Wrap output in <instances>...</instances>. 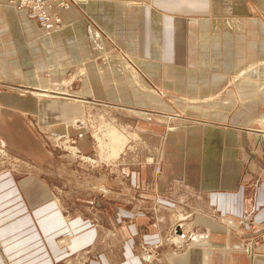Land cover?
<instances>
[{"label": "crops", "instance_id": "0c3cea01", "mask_svg": "<svg viewBox=\"0 0 264 264\" xmlns=\"http://www.w3.org/2000/svg\"><path fill=\"white\" fill-rule=\"evenodd\" d=\"M76 1L79 6L70 9L53 6L51 12H58L69 26L43 36L27 13L19 14L7 6L8 0H0V83L56 93L67 91L68 84L78 80L79 92L74 94L82 99L120 103L130 116L139 111L152 117V122H142L139 127L144 135L156 139L152 146L155 156L151 161L142 160L138 170L125 168L131 176L127 192L134 191V195L126 201L128 206L113 204L112 217L107 220L113 226L124 224L130 235L123 247V260L116 264H145L135 252L137 236L141 242H162L163 224L168 222L165 213L180 210L194 213V226L206 229L209 235L204 240L198 237L195 243L202 245H195L186 255L165 256L166 264H264V122L260 121L264 97L255 92L257 76H252L250 83L240 81L250 76L238 78L249 68L264 76V0H155L188 18H177L178 43L172 49L166 42L171 39L170 24H164L163 16L151 8L133 3L137 0ZM216 4L219 8L210 10ZM139 10L143 18L151 16L145 21L153 29L133 43L142 45L149 40L146 52L145 48L141 51L152 61L137 57L136 46L130 39L124 40L120 45L135 55L134 67L121 59L101 31L109 34L116 24L119 29L129 27L125 20L136 18ZM200 14L203 17L195 16ZM90 39L99 46L93 47ZM234 43L238 47L232 49ZM170 50H176L181 60L177 62H184L186 68L163 63ZM211 59L215 71L210 70ZM147 80L156 88L177 93L169 98L184 112L180 124L189 127L166 134L172 110ZM228 85H232L229 90ZM16 96L3 93L0 99L14 101ZM204 98L203 104L187 102ZM184 102L189 105L182 106ZM64 103L54 101L48 107L51 111L64 109L57 120L65 126H59L58 132L69 131L82 113L75 104ZM138 118L146 120L145 116ZM10 128L0 109V133L6 139L7 132L13 130ZM88 140L85 137L81 145L86 151L92 148ZM7 144L17 153L31 156L37 165H43L47 157L41 143L27 150ZM78 190L77 186L74 192ZM66 211V205L41 178L31 177L19 189L15 178L0 177V226L6 224L0 227V264L5 259L10 264H58L68 254L93 245L98 239L96 226L85 224L81 213L68 216ZM226 219L234 220L235 228L229 225L227 231L228 226L222 223ZM62 238H67L66 249L61 247ZM247 241L253 245L252 253L232 252L231 246ZM111 262L110 256L104 255L88 264Z\"/></svg>", "mask_w": 264, "mask_h": 264}, {"label": "rangeland", "instance_id": "374dc122", "mask_svg": "<svg viewBox=\"0 0 264 264\" xmlns=\"http://www.w3.org/2000/svg\"><path fill=\"white\" fill-rule=\"evenodd\" d=\"M47 2L49 5L47 9L48 13H50L51 19L55 22L52 29H44L38 14L36 16L37 18L33 19L26 10L12 5L10 0H8L7 6L19 14L23 12L27 13L25 15L29 19L37 22L43 36H49L54 33L62 32L69 26L65 25L58 12H51L53 6L56 5L58 8L65 10L73 6H79L76 4L79 3V1L53 0L52 3L51 0H47ZM133 3L147 6L163 16L164 24H166V22L170 24V33H172L170 34L171 39L169 41L166 40V42L170 49L175 48L178 43L176 36L177 18L188 19L186 15L169 11L163 8L162 5L156 4L155 0H137ZM163 6L166 7L167 5ZM219 6L218 4L211 5L210 10H217ZM225 6L226 5H223V7ZM141 16L139 10L136 18L131 17L128 20L126 19L125 22L128 23L129 27L121 28L122 30L119 29V26L116 24L115 31L108 30L109 34L101 31L103 37L109 41L114 51L117 52L121 59L127 61L134 67H136L134 64L136 59L135 55L124 50L125 48L120 44H123L122 41L130 39L132 42L131 45L137 48V57L144 56L150 59V55L143 54L141 51V48H145L146 52L148 49L147 46L150 44L149 40L146 41L144 38L146 42L142 45H139L138 42L136 45L133 43L134 39L139 40L144 36H148L146 32L149 34L150 29H153V27L151 28L150 26V22L145 21L147 19L150 20L151 16L147 18ZM195 16L203 17L202 14ZM83 21L89 23L93 22L91 19H83ZM123 21L124 20H121V23ZM191 23L193 24V21H191ZM188 27L189 24L187 21V28ZM110 32H112V34ZM194 36L195 38L198 36V31H195ZM91 44H93V47L99 46L96 40H91ZM193 44L195 45V43ZM237 47L238 45L234 43L231 48L234 49ZM176 53V50H170L168 52V55H170L169 59L163 61V63L170 62L171 64L167 63V65H171V67L174 65L172 63H177L175 66L180 64L185 65V67H182L186 68L184 62H177V60H181L177 58ZM149 61H152V59ZM160 63L161 62H158L159 65ZM209 64L212 66L210 70L215 71V64H212V59ZM173 69L174 74H177L178 68L174 67ZM252 69L253 68H249L243 71L238 78L250 76L247 78L248 80H246V78L240 80L250 83V78H252V76H257L256 80L259 85H255V92H259L261 98H263L264 76H260L259 73L258 75L257 69H254L255 72L251 71ZM147 81L149 82V80ZM150 84L154 89L156 88L152 83ZM68 85V92L61 91L51 93L48 91L39 92L37 90L40 89L25 85H6L0 83V94H17V98H15L14 101L0 99V109L6 116L7 123H9L11 127L10 129H13L7 132L9 139H6V137L0 133V177L7 175L15 178L16 185L19 189L25 186V181L29 178H41V181L47 182L57 197L66 205L68 211V214L67 211L66 214L68 216H75L81 213L84 215L85 224L90 223L96 226L98 229L97 241L93 245L81 249L78 252L75 251L68 254V256L58 264H88L90 260H100L104 255L110 256L112 259L111 263L116 264L123 260V247L130 235L126 231L128 227L124 226V224L113 226L111 223L108 224L107 220L112 217L113 204L120 208L128 206V202L126 201L131 198L130 195H134V191L127 192L130 188L131 176L126 173L125 168L129 169L131 166L130 168H136L134 170H138L140 167L138 164L142 160L149 158V161H151L155 156V151L152 149V146L157 143L156 139L151 135H144V130H140L139 127V124L142 122H144L143 124H146V121L152 122V117L145 112L139 111L135 112L134 116H130L128 112L122 110L120 107L122 104L120 103L110 104L109 101L103 103L100 100L82 99L81 96L74 94V92H79L80 82L78 80H74L72 84L70 83ZM230 86L232 87V85L227 86L228 90L231 88ZM156 91L164 97V101L161 100L167 103L173 112L169 113L173 117L170 118L169 124L166 125V130L168 131L166 134L169 135L172 130L176 131L183 126L189 127L183 123L180 124L181 120L179 117L183 116L184 112L175 104V100L169 98V95H175L177 93L162 87L156 88ZM44 92H48L45 93L48 97L41 98L39 95ZM70 93L76 97H72L69 95ZM60 97L67 98V100H59ZM158 97L161 98L159 95ZM205 100H207V98L203 100L198 99L196 101L187 100V102L190 101L193 104H203L202 102ZM42 101H49V104L54 101H61L62 104L66 102L69 106H74V104L78 106L82 113L80 116H77L79 118L73 120L72 125L68 127L70 132L67 130L63 132L56 131L59 126H65V124L59 123L60 121L57 120L60 118L59 114L63 113L64 109H60V111H51L52 108L48 109L49 104H42ZM187 102H184L185 104H182V106H188L189 104ZM261 102L263 103L264 99H262ZM164 108H167L166 105ZM169 108L165 111L168 112ZM10 112H15L16 114L11 115ZM161 113L166 114L163 111H161ZM263 114L264 113H262V115ZM262 115L260 116V121L264 122ZM144 116L146 119L145 121L139 120L140 118L138 117L143 118ZM158 119L161 120L162 118L159 117ZM79 121L85 123L83 128L78 129L75 127ZM85 137L88 138V141L92 144L90 151H86L81 147L82 140L85 139ZM8 142L11 144H18L20 145L19 147L24 146L26 150L27 148L33 149L32 146H37V144L39 145V143H41L47 154V157L43 160V165L35 164L33 158L26 155L24 152L23 155L17 153L16 150L10 148L11 146L7 144ZM131 162L132 164H130ZM77 186L81 191L78 190V192H74ZM131 187L135 189L133 186ZM136 198H139V194L136 195ZM149 205L152 207V204ZM150 214L154 221L157 222L158 220L154 212ZM165 216L167 217L168 224H163L164 238L162 242H141L139 236L136 238L135 252L145 264H166L167 261L165 256L167 255H186L191 252V249H193L195 245H202L195 243L198 237L201 236L203 237L202 240H204L205 237L209 235L206 229L203 231V228L201 229L194 226V213L182 212L180 210L179 212L165 213ZM226 220L227 221L223 220L222 223L226 227L228 226L227 231L231 230L229 225L235 228L236 224L233 226L234 220ZM171 221L173 223H171ZM2 225L3 224H1V226ZM3 226H6V224ZM180 232H183L184 235ZM256 239L258 240V237ZM59 241L62 245L61 247L66 249L68 246L67 238H62ZM259 243L260 240L256 242V244ZM231 249L233 253L244 251L248 254L247 251L249 253L253 252V245L251 246V242L247 241V243L244 245L240 244L238 247L231 246ZM5 260L6 262L3 261L4 264H10L7 259Z\"/></svg>", "mask_w": 264, "mask_h": 264}, {"label": "built area", "instance_id": "2783aa9c", "mask_svg": "<svg viewBox=\"0 0 264 264\" xmlns=\"http://www.w3.org/2000/svg\"><path fill=\"white\" fill-rule=\"evenodd\" d=\"M12 5L16 7H20L21 9H27L29 12V16L31 18H37V14L39 15V19L42 23L44 29H52L54 27L53 20L50 17V13H48V2L47 0H10ZM34 11V12H33Z\"/></svg>", "mask_w": 264, "mask_h": 264}, {"label": "bare ground", "instance_id": "6f19581e", "mask_svg": "<svg viewBox=\"0 0 264 264\" xmlns=\"http://www.w3.org/2000/svg\"><path fill=\"white\" fill-rule=\"evenodd\" d=\"M67 9H68V8H67ZM24 10H26V12L29 13L27 9H24ZM40 97L43 98V97H46V95H45V94H42ZM83 124H84V123H80V124L78 123L75 127H78V126H80V125L83 126ZM230 224H232V223H230Z\"/></svg>", "mask_w": 264, "mask_h": 264}]
</instances>
